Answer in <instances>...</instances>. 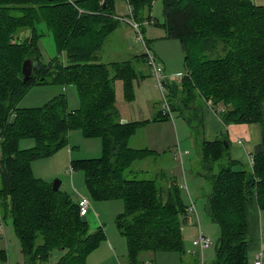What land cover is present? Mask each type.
Masks as SVG:
<instances>
[{
	"label": "trees",
	"instance_id": "1",
	"mask_svg": "<svg viewBox=\"0 0 264 264\" xmlns=\"http://www.w3.org/2000/svg\"><path fill=\"white\" fill-rule=\"evenodd\" d=\"M100 1L0 0V212L3 220L7 216L13 220L24 264L45 263L55 249L63 253L53 264H86L87 256L105 238L101 227L88 231L77 199L60 187L53 189L52 183L30 171L32 160L67 144L71 129L101 139V157L70 161V165L73 171L83 170L92 197L123 200L124 209L116 215L115 224L125 238L130 263L147 252H185L181 231L189 212L176 179L161 172L167 185L160 186L156 179L126 176L135 161L155 153L128 146L130 136L146 121L120 122L114 82L122 80L130 99L137 72L131 60H98L97 52L120 22L115 0ZM152 1L126 0L130 18L141 32L144 22L151 21ZM162 14L167 37L178 39L184 52L185 73L180 83H166L170 112L177 110L202 127V111L210 102L224 125H261V143L251 153L249 169H234L235 161L226 156L225 133L198 144L201 161L218 166L206 205L208 216L219 227L214 264H249L245 209L253 197L264 209L260 109L264 5L252 0H163ZM42 25L49 30L56 52L48 62L39 48ZM140 57L146 62L145 53ZM26 58H32L34 65L31 76L23 81L21 66ZM47 79L75 85L79 107L69 110L65 94L42 107H17L30 86ZM168 115L162 110L152 120ZM24 137L34 138L35 146L19 151L18 141ZM0 255L4 262L1 250Z\"/></svg>",
	"mask_w": 264,
	"mask_h": 264
},
{
	"label": "rangeland",
	"instance_id": "2",
	"mask_svg": "<svg viewBox=\"0 0 264 264\" xmlns=\"http://www.w3.org/2000/svg\"><path fill=\"white\" fill-rule=\"evenodd\" d=\"M252 1L264 5V0ZM114 7L116 14L122 19L117 29L104 41L97 52V57L103 63L124 60L133 62L137 76L131 82L132 97L126 98L122 80H116L114 82L115 108L117 114L126 122L146 121L143 126H138L135 133L130 136L128 146L148 148L155 153L153 156L135 161L126 170V176L156 179L160 186H166L167 181L161 179V172H165L171 178L176 179L181 187L185 203L189 204L191 198L195 205V210L189 211L187 215L188 223L182 225L181 233L185 248L183 254L163 250L151 253L152 255L149 256L145 253L139 255L133 264H142L146 259L148 264H214V244L219 235V227L208 216L206 205L213 181L212 174L217 172L218 166L201 161L198 144L203 141L202 127H199L194 120H186L177 110L171 111L166 119L152 120L153 116L164 110V94L165 100L169 103L168 92L166 90V93H161L149 65L140 57L145 50L142 43L135 40L136 32L129 23L130 9L126 0H115ZM162 9L163 0L151 2L149 9L151 21L142 26V35L155 60L164 64L166 74L171 77L166 83L179 80L177 82L179 84L185 73L184 52L180 41L167 37L164 27L161 26L164 21ZM41 28L43 35L39 40V46L44 61L48 62L56 54L55 46L49 30L44 25L40 27V31ZM59 94H65L69 110L79 107L75 85L51 83L49 79L30 86L19 99L17 107H42ZM217 109H221L220 104H217ZM214 122L213 130H211L213 134L221 127L218 121ZM34 146V138L24 137L18 141L17 147L19 151H23ZM102 150L99 137H85L80 129H71L68 131L67 144L47 156L32 160L30 171L34 177L50 183L55 179L59 180L60 189L66 191L72 199L81 195L90 200L91 208L85 217L88 222V231L92 232L101 227L106 234L104 240L110 243V247L114 249L112 253L117 259L111 258L107 250L98 249L89 255L86 264H129L125 238L119 233L115 224L116 215L124 209L123 200L92 197L85 183L83 170L77 168L69 171L70 161L101 157ZM173 152L176 153V158L173 157ZM179 152L182 154L179 155ZM2 156L0 148V159ZM210 166L212 169L208 171ZM199 231L214 242L202 253L194 246ZM21 249V242L16 234L13 220L11 216H7L3 230L0 229V250L6 256L5 261L9 264H24ZM62 253L63 251L56 249L51 251L48 260L41 264L55 263ZM250 259L253 260L254 257L248 258V262Z\"/></svg>",
	"mask_w": 264,
	"mask_h": 264
},
{
	"label": "crops",
	"instance_id": "3",
	"mask_svg": "<svg viewBox=\"0 0 264 264\" xmlns=\"http://www.w3.org/2000/svg\"><path fill=\"white\" fill-rule=\"evenodd\" d=\"M40 32H42V28ZM163 68L165 72L164 64H163ZM175 82L177 83L179 82V80ZM260 109H261L262 118L264 119V98L261 101ZM202 118H203V126H202L203 140L206 141L211 140L213 138L220 137L222 133L223 134L225 133L224 135H226V138L228 140L227 157L235 161L234 169H242V168L249 169L250 155L254 151V148L261 143V139H262L260 123L250 122V123H236V124L224 125L221 122L219 115L212 108V106H206L203 109ZM214 121H218L221 124L220 129L218 131L216 130L215 134H213V132L211 131L213 130L214 127L213 126L215 123ZM173 157L176 158L175 152H173ZM245 211H246V231L247 234L250 236V240L247 244V256L248 258H253L254 254L258 250H262L264 253V209L260 208L257 205L256 199L255 197H253L252 201L249 204H247ZM108 242L111 241L108 240ZM109 244L106 242V240L102 241L100 245L95 250H93L89 255H92L96 250L101 249V250H107L108 254L110 253V257L113 258L114 260L117 259L112 253V251L114 252V249L110 247ZM89 255L86 258V263ZM145 255L149 256L152 254L150 252H147ZM254 260L255 259L253 260L250 259L248 263L253 264ZM3 263L4 262L2 261L0 262V264ZM142 264H148L147 259L143 261ZM262 264H264V256L262 258Z\"/></svg>",
	"mask_w": 264,
	"mask_h": 264
},
{
	"label": "built area",
	"instance_id": "4",
	"mask_svg": "<svg viewBox=\"0 0 264 264\" xmlns=\"http://www.w3.org/2000/svg\"><path fill=\"white\" fill-rule=\"evenodd\" d=\"M100 3H102V0L100 1ZM120 19H122V18L119 16V20ZM129 23L135 29V32H136L135 40L141 42L142 45H143V47H144V50H145L144 53L146 55V62L149 65L152 74L156 78L157 85H158L161 93L162 94L166 93V90H167V88H166V82L168 80H170L171 77H169L164 72L163 65L160 64V63H158L155 60V57H154L153 53L147 47V44H146V42L144 40V37L142 35V32L139 29V24L137 22L133 21L132 18L129 20ZM144 23H146V22H144ZM163 98H164V105H163L164 111H167L170 114V109H169L168 103L165 100V94H164V97ZM209 106H211L210 105V102H209ZM180 153L181 152H179V155H180ZM249 164H250L249 166L251 168L252 165H253V156L252 155H250ZM69 171H72V168L71 167L69 168ZM77 203H78V206H79V214H80V216L86 217V215L88 214V212H89V210L91 208V202H90V200L88 198L84 197V196L79 195L77 197ZM187 210H188V212L195 210V205L191 201V198H190V203L187 206ZM3 227H4V220H3L2 216H1V212H0V229L3 230ZM213 244H214V242H213V240L210 237L204 235L200 231L198 232V236H197V238H196V240L194 242V246L197 248V250L200 253H202V251L210 248ZM193 253H195V252H193ZM263 256H264L263 251L262 250H258L254 254V259L255 260H254L253 264H262V258H263ZM3 264H9V263H8V261H5Z\"/></svg>",
	"mask_w": 264,
	"mask_h": 264
},
{
	"label": "water",
	"instance_id": "5",
	"mask_svg": "<svg viewBox=\"0 0 264 264\" xmlns=\"http://www.w3.org/2000/svg\"><path fill=\"white\" fill-rule=\"evenodd\" d=\"M33 59L32 58H26L23 60L22 66H21V72H22V80L25 81L27 80L32 72H33ZM42 79V78H41ZM121 123H125L126 121L124 119L120 120ZM225 147H228V144L225 143ZM60 181L55 179L52 182V188L53 189H58L60 186Z\"/></svg>",
	"mask_w": 264,
	"mask_h": 264
}]
</instances>
